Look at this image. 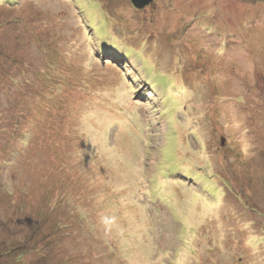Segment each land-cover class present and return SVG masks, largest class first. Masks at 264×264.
Wrapping results in <instances>:
<instances>
[{
    "label": "rangeland",
    "instance_id": "1",
    "mask_svg": "<svg viewBox=\"0 0 264 264\" xmlns=\"http://www.w3.org/2000/svg\"><path fill=\"white\" fill-rule=\"evenodd\" d=\"M0 264H264V0H0Z\"/></svg>",
    "mask_w": 264,
    "mask_h": 264
},
{
    "label": "water",
    "instance_id": "2",
    "mask_svg": "<svg viewBox=\"0 0 264 264\" xmlns=\"http://www.w3.org/2000/svg\"><path fill=\"white\" fill-rule=\"evenodd\" d=\"M152 1L154 0H132V3L136 8L140 9L141 7L150 5Z\"/></svg>",
    "mask_w": 264,
    "mask_h": 264
},
{
    "label": "trees",
    "instance_id": "3",
    "mask_svg": "<svg viewBox=\"0 0 264 264\" xmlns=\"http://www.w3.org/2000/svg\"><path fill=\"white\" fill-rule=\"evenodd\" d=\"M242 7H244L245 9L249 8V7H246V6H242ZM245 9H244V10H245ZM249 10H250V9H249ZM249 10H248V11H249ZM254 11H255V10H254ZM258 16H259V15H258ZM234 27H236V25H235ZM236 34L238 35V37H240V34H241V36H242L243 40H245V42H250V41L252 40V39L246 38L245 35H244V34L242 35V33L239 32V31H236ZM245 46H248V45H245ZM4 163H6L5 160H4ZM226 198H228V197H226Z\"/></svg>",
    "mask_w": 264,
    "mask_h": 264
},
{
    "label": "flooded vegetation",
    "instance_id": "4",
    "mask_svg": "<svg viewBox=\"0 0 264 264\" xmlns=\"http://www.w3.org/2000/svg\"><path fill=\"white\" fill-rule=\"evenodd\" d=\"M156 1H157V0L152 1L151 4L148 5V6H146L145 8L137 9V8H135V6H134V8L137 9V10H139V11H140V10H141V11H144V10H146V9H149V7H150L151 5H153ZM154 8H155V6H154ZM155 9L157 10L158 8H155ZM163 9H168V8H164V7L161 8V7H160L158 10L163 11Z\"/></svg>",
    "mask_w": 264,
    "mask_h": 264
},
{
    "label": "clouds",
    "instance_id": "5",
    "mask_svg": "<svg viewBox=\"0 0 264 264\" xmlns=\"http://www.w3.org/2000/svg\"><path fill=\"white\" fill-rule=\"evenodd\" d=\"M136 8V7H135ZM138 9V8H137Z\"/></svg>",
    "mask_w": 264,
    "mask_h": 264
},
{
    "label": "bare ground",
    "instance_id": "6",
    "mask_svg": "<svg viewBox=\"0 0 264 264\" xmlns=\"http://www.w3.org/2000/svg\"><path fill=\"white\" fill-rule=\"evenodd\" d=\"M145 7V6H144Z\"/></svg>",
    "mask_w": 264,
    "mask_h": 264
}]
</instances>
